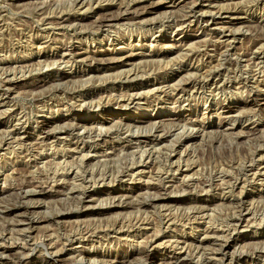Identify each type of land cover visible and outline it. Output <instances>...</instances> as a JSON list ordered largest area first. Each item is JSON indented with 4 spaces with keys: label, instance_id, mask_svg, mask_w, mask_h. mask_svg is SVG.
I'll list each match as a JSON object with an SVG mask.
<instances>
[{
    "label": "rangeland",
    "instance_id": "obj_1",
    "mask_svg": "<svg viewBox=\"0 0 264 264\" xmlns=\"http://www.w3.org/2000/svg\"><path fill=\"white\" fill-rule=\"evenodd\" d=\"M96 1L0 0V204L45 189L23 216L0 212V232L26 219L0 264H258L245 245L264 243V0Z\"/></svg>",
    "mask_w": 264,
    "mask_h": 264
},
{
    "label": "bare ground",
    "instance_id": "obj_2",
    "mask_svg": "<svg viewBox=\"0 0 264 264\" xmlns=\"http://www.w3.org/2000/svg\"><path fill=\"white\" fill-rule=\"evenodd\" d=\"M92 1V0H91ZM96 1V0H95ZM103 1V0H102ZM97 2V1H96ZM157 2V1H156ZM164 2V1H163ZM78 3V2H77ZM80 3H81V1H80ZM89 3V2H88ZM98 3V2H97ZM85 4V3H84ZM87 4V3H86ZM156 4V3H155ZM154 4V5H155ZM158 4H159V1H158ZM161 4V3H160ZM165 4V3H164ZM163 3H162V5H155V7L153 8V10H155V9H157V8H159L160 6H165ZM90 5V4H89ZM152 5H153V3H152ZM153 5V6H154ZM174 5H176V3L175 4H173V6ZM167 6V5H166ZM120 7V6H119ZM125 10V9H124ZM132 10V9H131ZM202 10V9H201ZM121 11V10H120ZM133 11V10H132ZM192 11V10H191ZM207 11V10H206ZM116 12V11H115ZM114 12V14L112 15H108V16H106L105 17V15H104V17L105 18H100V27L99 28H111V27H113V26H115V25H118V24H120L123 20H124V17H128V16H125L126 14H124V11H122L121 13H118L119 11H117V14ZM131 12V11H130ZM135 12H137L136 10H135ZM143 11H141V13H142ZM195 12V11H194ZM208 12V11H207ZM220 12V11H219ZM110 13V12H109ZM111 13H112V11H111ZM126 13H127V10H126ZM134 13V12H133ZM140 13V12H139ZM185 13V12H184ZM191 13V12H190ZM222 13V12H221ZM132 14V13H131ZM143 14V13H142ZM192 14V13H191ZM194 14V13H193ZM199 14V13H198ZM209 14V13H208ZM184 15V17H185V14H183ZM188 15V13L186 14V16ZM140 16V15H139ZM169 16H172V14L171 15H169ZM179 16V15H178ZM189 16H190V14H189ZM195 16V15H194ZM175 17V16H174ZM181 18H184V17H182V16H180ZM133 18V17H132ZM139 18V17H138ZM129 19V18H128ZM188 19H189V17H188ZM64 21V20H63ZM203 21V20H202ZM124 22V21H123ZM189 24L190 23H192V22H189V21H187ZM98 23V22H97ZM186 23V22H185ZM184 23V24H185ZM62 24V23H61ZM73 24V23H72ZM96 24V23H95ZM177 24V23H176ZM189 24H188V26H189ZM63 25H64V22H63ZM191 25V24H190ZM68 26V25H67ZM77 51V50H76ZM186 51V50H185ZM190 52V51H189ZM188 52V53H189ZM65 54V53H64ZM67 54V53H66ZM97 54H103L100 50H98L97 51ZM183 54V53H182ZM62 55V54H61ZM68 55H73L74 56V53L73 52H71L70 51V53H68ZM77 56L76 57H80V56H82L83 57V55H81V53H77L76 54ZM95 55H96V53L94 52V54H93V56H91L92 57V62L93 61H97L98 59H96V57H95ZM185 55H186V53H185ZM89 56V55H88ZM130 56H132V55H130ZM188 56V55H187ZM192 56H194L193 54H192ZM62 57H63V55H62ZM195 57V56H194ZM193 57V58H194ZM71 57H69V59H70ZM74 58V57H73ZM72 58V59H73ZM88 58H90V57H88ZM98 58V57H97ZM48 59V58H47ZM46 59V60H47ZM75 59V58H74ZM101 59V58H100ZM106 59V58H105ZM120 59V58H119ZM185 59V58H184ZM62 60V59H61ZM82 60V59H81ZM102 60V59H101ZM114 59L113 58H110V61H112V62H119V61H113ZM121 60H123V59H121ZM188 60V59H187ZM83 61H87V60H83ZM82 61V62H83ZM108 61H109V59H108ZM56 62V61H55ZM65 62V61H64ZM103 62V61H102ZM79 63V62H78ZM54 64V63H53ZM101 64V63H100ZM104 64V63H103ZM108 64V63H107ZM116 64H125V62H124V60H123V62H121V63H116ZM174 64V63H173ZM181 64V63H180ZM73 65V64H72ZM77 65V64H76ZM85 65V64H84ZM115 65V64H114ZM113 65V66H114ZM166 65V64H165ZM175 65V64H174ZM174 65H172L173 67H174ZM91 66V65H90ZM81 67V66H80ZM93 67V66H92ZM91 68V67H90ZM107 68H112V67H110L109 65H106L105 67H104V70L105 69H107ZM138 69V68H137ZM146 69V68H145ZM173 69V68H172ZM97 71H99V70H101L100 68L99 69H96ZM143 70V69H142ZM135 71V70H134ZM83 72H86L84 75H89L90 73H91V71H89L88 73H87V71H83ZM128 72V71H127ZM131 72H132V69H131ZM136 72V71H135ZM118 73V72H117ZM129 73V72H128ZM143 73V72H142ZM145 73V72H144ZM119 74H121V73H119ZM125 74V73H124ZM132 74V73H131ZM130 74V75H131ZM78 75V74H77ZM91 75V74H90ZM100 75V74H99ZM99 75H97L98 77H99ZM113 75V74H112ZM118 75V74H117ZM123 75V74H122ZM133 75H134V73H133ZM249 75V74H248ZM94 76V75H93ZM92 76V77H93ZM101 76V75H100ZM104 76V75H103ZM114 76V75H113ZM124 76V75H123ZM122 76V77H123ZM126 76H128V75H126ZM125 76V77H126ZM55 77V76H54ZM88 77H90V76H88ZM88 77H87V80H88ZM91 77V78H92ZM95 77H96V75H95ZM122 77H118V78H122ZM132 77V76H131ZM12 78V77H11ZM104 78H106V77H104ZM103 78V79H104ZM108 78H110V77H108ZM115 78V77H114ZM113 78V79H114ZM132 78H134V77H132ZM137 78V77H136ZM139 78V77H138ZM6 79V78H5ZM9 79V78H8ZM57 79V78H56ZM93 79V78H92ZM100 78H98V80H99ZM115 79H117V76H116V78ZM123 79V78H122ZM135 79V78H134ZM10 80V79H9ZM12 80V79H11ZM47 79H43V81H46ZM51 80V79H50ZM60 80V79H59ZM112 80V79H111ZM125 80V79H124ZM133 80V79H132ZM4 81V80H3ZM90 81V80H89ZM97 81V80H96ZM95 81V82H96ZM100 81H101V79H100ZM177 81V80H176ZM179 81H181V80H179ZM178 81V82H179ZM197 81H198V79H197ZM5 82V81H4ZM8 82V81H7ZM83 82V81H82ZM86 82H88V81H86ZM135 82V81H134ZM2 84V83H1ZM17 84V83H16ZM34 84V83H33ZM200 84V83H199ZM205 84V83H204ZM26 85V84H25ZM41 85V84H40ZM43 85V84H42ZM169 85V84H168ZM14 86V85H13ZM164 86V85H163ZM202 86V85H201ZM200 86V87H201ZM5 88V87H4ZM11 88V87H10ZM163 88V87H162ZM177 88V87H176ZM13 89V88H12ZM6 90V89H5ZM8 90H9V88H8ZM3 91L4 93L2 94V96L4 97V96H6L5 98L7 99V98H9V96L11 95V94H9V91ZM177 90V89H176ZM191 90V89H190ZM195 90V89H194ZM129 91V90H128ZM182 91V90H181ZM193 91V90H192ZM127 92V91H126ZM122 93V92H121ZM140 93L141 92H134V93H128V96H129V98H128V100L130 101V100H132L134 97H136V96H140ZM178 93H179V91H178ZM182 93H183V91H182ZM126 95V94H125ZM181 95V94H180ZM119 96H121L122 97V95H120L119 94ZM125 97V96H124ZM123 97V98H124ZM103 99V98H102ZM101 99V103H103V100ZM125 99V98H124ZM106 100V99H105ZM108 100V99H107ZM127 100V101H128ZM188 100V99H187ZM5 101V99L4 100H2V102H4ZM109 102V101H108ZM123 102V101H122ZM97 103V102H96ZM100 103V104H101ZM1 105H2V103H1ZM126 105V104H125ZM18 115V114H17ZM12 116V115H11ZM20 116V115H19ZM19 116H16V117H19ZM24 116V115H23ZM15 117V116H14ZM182 118H184V117H182ZM129 119V118H128ZM143 119H146V117H140V118H136L134 121H137V122H139V121H141V120H143ZM187 119V118H186ZM19 120V119H18ZM24 120V119H23ZM181 120V119H180ZM22 121V120H21ZM27 121V120H26ZM131 121V120H130ZM197 120H195L194 119V121H193V118H188L187 120H186V122H184V126H187V125H191V126H193V125H195V122H196ZM23 122V121H22ZM21 122V123H22ZM198 122H199V120H198ZM150 123V122H149ZM175 123H177V122H175ZM180 123H181V121L179 122V125H180ZM200 123V122H199ZM161 124V123H160ZM126 125V124H125ZM37 126V125H36ZM39 126H40V123H39ZM148 126V125H147ZM147 126H146V128H147ZM149 126H151L152 127V129H154L155 127H157V125H156V122H152V125H149ZM196 126V125H195ZM102 127V126H101ZM14 128V127H13ZM42 128V127H41ZM59 128V127H58ZM61 128V127H60ZM108 128V127H107ZM159 128V127H158ZM92 129V128H91ZM103 129V128H102ZM111 129V128H110ZM109 129V130H110ZM119 129V128H118ZM169 129H170V127H169ZM198 129V128H197ZM104 130V129H103ZM108 130V129H107ZM146 130V129H145ZM156 130V129H155ZM194 130V129H193ZM68 131V130H67ZM102 131V130H101ZM161 131V130H160ZM78 132H80V131H78ZM105 132V131H104ZM110 132V131H109ZM155 132V131H154ZM181 132H183V131H181ZM180 132V133H181ZM194 132V131H193ZM8 133V132H7ZM14 136H15V140H16V137H17V134L19 133H17V130H13V132H11ZM27 132H24V133H22V134H26ZM46 133V132H45ZM95 133V132H94ZM151 133V132H150ZM156 133H158V132H156ZM162 133V132H161ZM71 134V133H70ZM80 134V133H79ZM96 135H95V137L93 136V134L90 132L89 133V136L88 137H90V138H92V139H94V138H96V137H101V136H103L104 134L102 133V132H99V133H97V131H96V133H95ZM106 134V133H105ZM108 134V133H107ZM118 134V133H117ZM129 134V133H128ZM155 134V133H154ZM183 134V133H182ZM185 134V133H184ZM206 134V133H205ZM10 135V134H9ZM9 135L7 136V137H9ZM72 135V134H71ZM77 135V134H76ZM124 135V134H123ZM126 135V134H125ZM151 135V134H150ZM152 135H153V133H152ZM151 135V136H152ZM176 135L177 136H179V133H177L176 132ZM186 135V134H185ZM184 135V136H185ZM13 136V137H14ZM18 136H19V134H18ZM73 136V135H72ZM79 136V135H78ZM109 136V135H108ZM117 136V135H116ZM156 136V135H155ZM160 136V135H159ZM189 136H191V134L189 135ZM12 137V138H13ZM55 137V136H54ZM60 137V136H59ZM70 137V136H69ZM68 137V138H69ZM77 137V136H76ZM81 137V136H80ZM127 137V136H126ZM161 137V136H160ZM180 137H182V136H180ZM2 138V137H1ZM18 138H20V136L18 137ZM61 138V137H60ZM103 138V137H102ZM122 138V137H121ZM128 138H129V136H128ZM154 138V137H153ZM189 138V137H188ZM14 139V138H13ZM42 139V138H41ZM57 139V138H56ZM65 139V138H64ZM106 139H108V137L106 138ZM6 140V139H5ZM60 140V139H59ZM62 140V139H61ZM88 140H89V138H88ZM94 140H98V139H94ZM176 140V139H175ZM1 141H4V139H2ZM66 141V140H65ZM91 141V140H90ZM101 141V140H100ZM5 142V141H4ZM68 142V141H67ZM71 142V141H70ZM89 142V141H88ZM92 142H94V141H92ZM110 142V141H109ZM131 142V141H130ZM2 143V142H1ZM77 143V142H76ZM79 144V143H78ZM105 144V143H104ZM109 144V143H108ZM153 144H154V142H153ZM173 144V143H172ZM174 144H176V143H174ZM77 145V144H76ZM110 145V144H109ZM155 145V144H154ZM68 146V145H67ZM106 146V145H105ZM130 146V145H129ZM140 146V145H139ZM143 146V145H142ZM156 146V145H155ZM171 146V145H170ZM71 147V146H70ZM69 147V148H70ZM76 147H79L78 145L76 146ZM150 147H152V148H154V146H151L150 145ZM160 148V147H159ZM159 148H157V149H159ZM82 149V148H81ZM122 149V148H121ZM121 149H120V151H121ZM143 149H144V151L143 152H145V148L143 147ZM146 149H148V148H146ZM161 149V148H160ZM172 149V148H171ZM80 149H78V151H79ZM117 150V149H116ZM123 150V149H122ZM142 150V149H141ZM166 150V149H165ZM87 151V150H86ZM111 151H113V150H111ZM119 151V152H120ZM125 151V150H124ZM132 151V150H131ZM161 151V150H160ZM116 152V151H115ZM142 152V153H143ZM176 152V151H175ZM81 153V152H80ZM118 153V152H117ZM117 153H116V156H117ZM140 153H141V151H140ZM139 153V154H140ZM146 153H147V151H146ZM151 153V152H150ZM150 153H148V154H150ZM159 153V152H158ZM161 153V152H160ZM170 153V152H169ZM172 153V152H171ZM84 154V153H83ZM89 154V153H88ZM97 154V153H96ZM119 154V153H118ZM122 155H123V153H121ZM120 154V155H121ZM82 155V154H81ZM98 155H100V154H98ZM98 155H96V156H98ZM102 155V154H101ZM141 155V154H140ZM82 156H85V154L84 155H82ZM107 156V155H106ZM137 156V155H136ZM154 155H152V157H153ZM81 157V156H80ZM87 157V156H86ZM109 157V156H108ZM139 157V156H138ZM168 157V156H167ZM113 158V157H112ZM136 158V157H135ZM164 158V157H163ZM180 158V157H179ZM78 159H81V158H78ZM114 159V158H113ZM139 159H140V157H139ZM144 159H146V158H144ZM152 159V158H151ZM82 160H84V159H82ZM98 160V159H97ZM107 160V159H106ZM109 160V159H108ZM115 160V159H114ZM123 160H125V158L123 159ZM148 160V159H147ZM168 160V159H167ZM172 160V159H171ZM77 161H79V160H77ZM116 161H118V159L116 160ZM151 161V160H150ZM103 162V161H102ZM118 162H120V161H118ZM122 162V161H121ZM127 162H128V160H127ZM139 163H140V161H138ZM143 162H146V161H143ZM142 162V163H143ZM172 162V161H171ZM99 163H101V162H99ZM124 163V162H123ZM136 163H137V160H136ZM148 163V162H147ZM151 163V162H150ZM70 164V163H69ZM74 162H72V165L74 166ZM87 164V163H86ZM130 165H132L131 164V162L129 163ZM146 164V163H145ZM180 164V163H179ZM187 164H189L188 162H187ZM71 165V164H70ZM69 165V166H70ZM113 165V164H112ZM123 165V164H122ZM75 166L78 168V170H77V173L76 174H81V176H82V178H83V183L82 184H85V182H92V181H96L95 179H96V176H97V174H96V176L93 174L94 173V170L91 172V173H89V171L88 170H84L83 169V167H84V162L82 161L81 163L79 162L78 164H75ZM98 166V165H97ZM128 166V165H127ZM71 167V166H70ZM69 167V168H70ZM87 167V166H86ZM96 167V166H95ZM103 167V166H102ZM101 167V168H102ZM105 167V166H104ZM73 168V167H72ZM71 168V169H72ZM85 168V167H84ZM91 168L93 169L94 167H92L91 166ZM106 168V167H105ZM114 168H115V166H114ZM120 168V167H119ZM125 168H126V165H125ZM128 168V167H127ZM126 168V169H127ZM89 169V168H88ZM98 169V168H97ZM104 169V168H103ZM129 169V168H128ZM132 169V168H131ZM178 169V168H177ZM79 171H80V173H79ZM97 171V170H96ZM107 171V169L105 170V172ZM114 171V170H113ZM116 171V170H115ZM74 172H75V170H74ZM101 172V171H100ZM109 172V171H108ZM111 172V171H110ZM117 172V171H116ZM55 173V172H54ZM96 173V172H95ZM97 173H99V171L97 172ZM129 173V172H128ZM127 173V174H128ZM56 174V173H55ZM72 174V173H71ZM75 174V173H74ZM120 174V173H119ZM57 175V174H56ZM105 175V174H104ZM114 175V174H113ZM112 175V172H111V176H113ZM117 175V174H116ZM121 175H123V174H121ZM133 175V174H132ZM36 176V175H35ZM80 176V175H79ZM110 176V177H111ZM131 176V175H130ZM60 177V176H59ZM68 177V176H67ZM100 177H102V175L100 176ZM104 177V176H103ZM110 177H109V179H110ZM127 177V176H126ZM66 178V177H65ZM73 178V177H72ZM97 178H98V176H97ZM105 178H106V176H105ZM116 178V177H115ZM50 179V178H49ZM53 179V178H52ZM63 179V178H62ZM103 181L102 182H105L104 180V178H101ZM40 180V179H39ZM53 180H55V179H53ZM61 181V180H60ZM69 181V180H68ZM122 181V180H121ZM185 181V180H184ZM44 182V181H43ZM48 182V181H47ZM72 182V181H71ZM93 182V183H94ZM113 183V182H111V181H108V183ZM148 182V181H147ZM186 182V181H185ZM60 183V182H59ZM59 183H57V185L59 184ZM92 183V184H93ZM96 183V182H95ZM98 183V182H97ZM188 183V182H187ZM44 184V183H43ZM50 184V183H49ZM89 184H91V183H89ZM147 184V183H146ZM45 185V184H44ZM72 185V184H71ZM71 185H70V187H71ZM86 185H88L87 183H86ZM152 185V184H151ZM189 185V184H188ZM39 186V185H38ZM47 186V185H46ZM79 186V185H78ZM80 186H81V183H80ZM51 188H49V190L50 189H53L54 188V190H55V187H57L58 188V186H56V185H51L50 186ZM65 187V186H64ZM76 187H77V185H76ZM84 187V186H83ZM115 187V186H114ZM45 188V187H44ZM47 188V187H46ZM72 188H74L73 187V185H72ZM81 188V187H80ZM86 188V187H85ZM84 188V189H85ZM71 189V188H70ZM146 189V188H145ZM149 189H150V187H149ZM154 189V188H153ZM156 189V188H155ZM47 190H48V188H47ZM162 190V189H161ZM42 191H45V189H41V190H36V189H26V190H24L23 191V196H21L22 197V201H21V203L20 204H14V205H6L5 204V206H4V204L3 205H1L0 207V212H1V214L2 215H4L5 217H7V216H9V215H11V214H15V215H18L19 217L20 216H23L24 214H23V212H20V208L21 207H23V208H26V207H29V206H32V205H36V201H35V198H37L38 196H39V194H42L43 192ZM53 191V190H52ZM71 191V190H70ZM72 191H74V190H72ZM80 191V190H79ZM48 192H50V191H48ZM116 192V191H115ZM146 192V191H145ZM149 192V191H148ZM161 192V191H160ZM84 193V192H83ZM142 193V192H141ZM153 193V192H152ZM154 193H155V191H154ZM157 194H159L158 192H156ZM156 193H155V196L158 198V196H160L161 197V195L159 194L158 196L156 195ZM166 193H167V191H166ZM20 194V193H19ZM82 194V193H81ZM146 194V193H145ZM150 194V193H149ZM147 196H149V195H147ZM152 196V195H151ZM164 196V195H163ZM167 196V195H166ZM19 197V196H18ZM81 197V196H80ZM93 197V195L92 194H89V195H87L86 196V198H92ZM146 197V196H145ZM154 197V196H153ZM159 197V198H160ZM83 198H84V196H83ZM122 198V197H121ZM121 198H118L119 199V201H120V199ZM150 198V197H149ZM148 197H146V199H149ZM155 198V197H154ZM163 198V197H162ZM80 199V198H79ZM10 200V199H9ZM158 200V199H157ZM90 201H91V199H90ZM93 201V200H92ZM118 201V202H119ZM137 201H139V200H137ZM2 202V201H1ZM115 202H117V201H115ZM125 202V201H124ZM146 202V201H145ZM144 202V203H145ZM155 202V201H154ZM4 203H6L5 201H4ZM13 203V202H12ZM18 203V202H17ZM147 203V202H146ZM38 204H39V202H38ZM40 204H41V202H40ZM117 204V203H116ZM140 204V203H139ZM87 205V204H86ZM37 206V205H36ZM89 206V205H88ZM124 206H126V205H124ZM141 206V205H140ZM161 207V206H160ZM68 210V209H67ZM74 210V209H73ZM72 210V211H73ZM60 211V210H59ZM57 212V213H55L54 215H52L53 217H56L58 220L60 219V218H63V214L65 213V211H62V212H64V213H62V212ZM71 211V210H70ZM52 213V212H51ZM69 213V212H68ZM14 215V216H15ZM47 215V214H46ZM46 215H45V217H46ZM49 215H50V213H49ZM44 216V215H43ZM42 216V217H43ZM51 216V215H50ZM127 216V215H126ZM44 217V218H45ZM47 217H48V215H47ZM167 217V216H166ZM169 218V217H168ZM60 221V220H59ZM25 222H26V219L25 218H18V220H15V221H12L11 222V224H12V226H8V227H5L4 229H2L1 230V232H0V258H2L3 257V253H4V250H5V248H6V245H5V243H4V241L6 240V237H9V236H7L8 234H11L10 232L11 231H23V230H25V228L23 229L22 227H23V225L25 224ZM111 222V221H110ZM109 222V223H110ZM114 223V222H113ZM217 223V222H216ZM111 224V223H110ZM238 224V223H237ZM236 224V225H237ZM26 225V224H25ZM24 225V226H25ZM30 225H31V223H30ZM109 225V224H108ZM124 225V224H123ZM239 225V224H238ZM27 227V226H26ZM109 227V226H108ZM235 230V229H234ZM19 233V232H18ZM17 234V233H16ZM21 235V234H20ZM91 235V234H90ZM153 236V235H152ZM209 236V235H208ZM14 237V236H13ZM8 239V238H7ZM12 240H13V238H12ZM16 241H17V238L15 239ZM8 241V240H7ZM14 241V240H13ZM12 241V242H13ZM262 242V241H261ZM261 242H252L253 244H249L248 243V245H245V247L247 246H249L250 248H251V250L250 251H252V250H254V252L256 253V255H257V257H254L253 256V260H254V262H255V260H256V262H258V264H260V262H263V264H264V243H261ZM18 243V242H17ZM13 244V243H12ZM16 244V243H15ZM16 246V245H15ZM19 246V245H18ZM26 246V245H25ZM47 246V245H46ZM228 246H229V244H224L223 245V248H224V250H226L227 252L226 253H224L225 251H223V253H224V256H222V259H221V261H223L224 262V260L225 259H227V260H230V261H232L233 259H232V256H233V254L234 253H229L230 251H229V249H228ZM27 247V246H26ZM222 247V246H221ZM32 249V248H31ZM1 250H3V251H1ZM17 250V249H16ZM49 250V249H48ZM223 250V249H222ZM247 250V249H246ZM15 251V250H14ZM46 251V250H45ZM242 251V250H241ZM18 252V251H17ZM201 252V251H200ZM247 252H249V251H247ZM246 251H245V253L246 254H249V253H247ZM13 253V252H12ZM19 253V252H18ZM242 253H244V251L242 252ZM254 253V254H255ZM21 253H19V254H17V255H20ZM48 254V253H47ZM54 253H52V255H53ZM57 254H58V252H57ZM230 254V255H229ZM252 254V253H251ZM13 255H15V254H13ZM145 255V254H144ZM201 255V254H200ZM232 255V256H231ZM241 255V254H240ZM253 255V254H252ZM51 256V255H50ZM151 255H148V257H150ZM244 256V255H243ZM249 256V255H248ZM81 257V256H80ZM80 257H79V259H80ZM85 257V256H84ZM84 257H82V258H84ZM100 257V256H99ZM146 257H147V255H146ZM215 257V256H214ZM251 257V256H250ZM17 258H21V256H18ZM96 259H97V257H95ZM95 258H93L94 260H96ZM153 258V257H152ZM179 258V257H178ZM177 258V259H178ZM182 258V257H181ZM206 258V257H205ZM78 259V260H79ZM87 259V258H86ZM92 259V258H91ZM150 259H151V257H150ZM180 259V258H179ZM214 259H216V257L215 258H208V259H206V264H211V263H215L216 261L214 260ZM218 259V258H217ZM15 260V259H14ZM22 260V259H21ZM20 260V261H21ZM80 260H82L83 261V259H80ZM140 261L142 260V259H139ZM138 260V261H139ZM145 260L146 261H148V259L147 258H145ZM181 260V259H180ZM16 261V260H15ZM85 261V260H84ZM90 261V260H89ZM93 261V260H92ZM91 261V264H95V262H92ZM97 261V260H96ZM186 261V260H185ZM219 261V260H218ZM22 262V261H21ZM24 262V261H23ZM28 262V261H27ZM51 262V261H50ZM49 262V263H50ZM59 262H60V259H53L52 258V264H59ZM81 262V261H80ZM88 262V261H87ZM142 262H144L143 260H142ZM167 262V261H166ZM173 262V261H172ZM176 262V261H175ZM204 261H200V259L199 260H197V261H195L194 260V263H193V260L192 259H189V261H188V263L189 264H202ZM233 262V261H232ZM90 263V262H89ZM115 263V262H114ZM177 263V262H176ZM219 263H221V262H219ZM228 263V262H227ZM137 264V263H136ZM144 264H145V262H144ZM218 264V263H217Z\"/></svg>",
    "mask_w": 264,
    "mask_h": 264
}]
</instances>
